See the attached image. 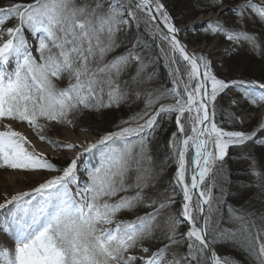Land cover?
<instances>
[{"label":"snow or ice","instance_id":"1","mask_svg":"<svg viewBox=\"0 0 264 264\" xmlns=\"http://www.w3.org/2000/svg\"><path fill=\"white\" fill-rule=\"evenodd\" d=\"M210 6L226 8L219 15L232 13V18L202 21L206 32L223 35L232 53L247 47L264 59V0L234 5L215 0ZM250 25L261 30L249 31ZM133 29H147L167 44L175 104L155 107L169 96L143 91L147 65L137 49L147 45L132 35ZM180 33L162 0H0V169L57 173L28 191L5 195L0 264H242L214 250V244L228 243L253 264H264V212L232 208L241 221L236 229L221 227L215 215L228 195L230 148L249 163L255 177L245 186L264 190V116L251 131L235 112L230 119L241 125L239 130H225L216 121L224 96L229 97L227 107L236 111H244L241 101L264 106V77L218 78L212 61L187 50ZM126 43L132 46L115 54ZM142 95L145 110L93 141L62 143L46 134L55 125L76 127L90 113L103 116L104 110ZM172 113L176 131L157 168L153 141L158 117ZM16 122L26 123L54 147L80 151L58 167L13 127ZM85 156L97 163L82 160ZM168 160L177 166L172 194L155 199L146 189L156 187ZM176 188L182 200L173 213L168 210L177 203ZM132 189L134 195H121ZM141 205L152 211L119 218ZM182 224L187 225L183 231Z\"/></svg>","mask_w":264,"mask_h":264},{"label":"rangeland","instance_id":"2","mask_svg":"<svg viewBox=\"0 0 264 264\" xmlns=\"http://www.w3.org/2000/svg\"><path fill=\"white\" fill-rule=\"evenodd\" d=\"M162 2L166 5L171 15L179 17L180 23H176L173 19V22L176 24V26L181 29V33L178 35V38H180L181 42L189 48L190 52L197 54L202 53L208 59H210L212 61V71L217 75L218 78L246 76L244 75L245 72H247L248 78L260 79L264 77V59H262L259 55L248 51L247 47L238 53H232L230 51L232 47L231 42L227 41L223 35H213L210 32H206L204 30L207 28V23H201L202 21H215L217 19L230 20L232 18V13H228L227 16L219 15V13L226 11V8H219L217 12H210L209 7L203 5L204 3L211 5L212 3H215V0H162ZM236 2H243V0H232L233 5ZM200 12H205V14L196 15V13L199 14ZM197 25L198 27L195 31H188V29H191L193 26ZM159 27L163 28V25L160 24ZM253 27L257 32L261 30L259 25H250L249 31L253 30ZM132 35H139L142 44L147 45V47L137 49V51H139L144 57V63L147 65V67L144 69L143 91H151L153 93L163 91L169 96L167 99L160 100L159 103L155 105V107H159L160 104H175L176 100L170 96V90L177 85L173 83L175 77L173 75L172 66L169 64L168 60L167 44L162 42L158 37L153 38L147 29H143L139 33L133 29ZM209 38L210 40H208ZM131 46L132 45L130 43H126V45L119 48L115 54H119ZM161 48L164 49L163 53L161 52ZM246 57H252L253 60H251L254 61V64L251 63L250 60H247ZM178 64L181 68V72L183 73L185 62L180 60L178 61ZM162 74H165L164 79ZM149 77L151 78L149 79ZM184 79L186 80V77ZM180 87L182 89L183 84H181ZM230 95L237 96L238 93L230 92ZM228 99V96H224L220 105L217 107L216 121L220 127H222L220 123L222 118L230 120L232 123L234 122L236 124V128H238V126L241 127V125L236 120L230 119V113L232 112H235V115L243 120V127L249 131H251L257 125L260 118L264 116V106H261L260 108H254L249 105L247 101H241L244 111L240 112L236 111L234 107H227ZM146 103V98L142 95L140 99H137L134 102L129 101V103L121 105L118 109L113 108L104 110L103 116L90 113L76 127L55 125L53 129L47 131L46 134H48L51 139L58 140L62 143H76L77 141L83 142L84 138L93 141L98 138V135H103L107 131L116 130V125L122 120H126L129 117L140 113L142 110H145ZM223 115L226 117H223ZM175 116L176 113H172L171 115L161 114V117H158L160 127L155 132V140L153 141V155L157 168L159 167L160 159L168 151V149L165 147L168 137L172 132L176 131ZM142 122L143 121H141V123ZM100 126L103 128V130L100 128ZM13 127L17 131H20L24 135L31 138L32 141L37 145L39 144L41 149L46 150V157L58 167L65 166L66 163L80 151L77 149L74 152L70 149L54 147L52 144L46 141H41L26 123L16 122L13 123ZM0 130H3L2 125H0ZM192 155L193 152L190 150L187 158L190 159ZM81 159L90 161L92 164L97 163V159L90 156L81 157ZM166 163V170L163 173L162 179L156 184V187L146 189V192L149 195H152L155 199H162L163 195L172 194L171 180L174 177L177 166L173 160H168ZM261 166L264 167V159L261 160ZM56 174L57 173L49 172L44 169H38L30 172L0 169V184L7 183L8 180L12 178V180H14L12 185L15 192L26 189L30 190L39 183H42L46 178H50L52 175ZM190 174L191 169H189L188 173H186V177ZM134 177L135 172L130 174L128 183H132ZM252 177L255 181V177ZM257 190L258 193L255 194L254 198L261 201L262 203L261 206H258L259 212H264V190L260 188ZM135 191V189H132L127 193H121V195H134ZM175 199L177 203L168 210L173 213H175L180 208V203L182 200V196L179 194V188H176ZM224 203L220 206L219 212L215 214L217 223L225 229H236L241 221L239 219H235L237 213L232 212V208H228V205H225ZM241 210L243 211V209H240V211ZM151 211V208L141 205L138 211L131 213H121L119 218L129 220L135 218L136 216L143 215L145 212ZM186 227V224H182L180 230L183 231ZM155 246L158 245H154L153 250H155ZM213 247L214 250L223 258L240 261L239 258L235 257L231 252V250H233L231 243L214 244Z\"/></svg>","mask_w":264,"mask_h":264},{"label":"trees","instance_id":"3","mask_svg":"<svg viewBox=\"0 0 264 264\" xmlns=\"http://www.w3.org/2000/svg\"><path fill=\"white\" fill-rule=\"evenodd\" d=\"M26 2H30V0H26ZM204 6H208L210 9V12H217L219 8L211 7L210 5L204 3ZM202 8V7H199ZM205 14V12H200L199 14L196 13V15ZM173 19L176 23L179 22V17H175L174 15ZM210 40V38L208 39ZM247 60H250L251 63L254 64V61H252V57H246ZM252 59V60H251ZM256 71V70H255ZM243 77H247V72L244 73ZM163 79L165 78V74H162ZM236 78V77H232ZM223 117H226L223 115ZM221 125L226 130H239L236 128V124L231 122L230 120H226L225 118L221 120ZM100 128L103 130V128L100 126ZM229 156L231 158H226L227 165H226V173L228 175V181L229 183L225 186V191L228 193L226 199H225V205L231 206V208L234 209H243V211L248 210H256L259 213L258 206H261V201L254 198L255 194L258 193V188L255 186L246 187L245 185H248L250 182L254 181V178L249 174V163L241 159L237 152L233 151V149L230 148L229 150ZM217 195L219 193H216ZM242 211V210H241ZM231 252L234 254L235 257H238L239 260L242 262V264H253L252 258L247 256L243 251L239 250L236 246L232 244Z\"/></svg>","mask_w":264,"mask_h":264},{"label":"bare ground","instance_id":"4","mask_svg":"<svg viewBox=\"0 0 264 264\" xmlns=\"http://www.w3.org/2000/svg\"><path fill=\"white\" fill-rule=\"evenodd\" d=\"M27 137H28V136H27ZM28 139H29L30 141H32L31 138L28 137ZM84 140H88V141H90V140L87 139V138H84ZM76 143H81V142H78V141H77ZM32 144L35 146V149H36L37 152H43L45 155H47V151L41 149V147L39 146V144L37 145V144H36L35 142H33V141H32ZM38 146H39V147H38ZM16 179H17V178H16ZM13 181H14V180H12V178H11V179L8 180L7 183L0 184V203L3 202L5 195H9V196H10V195H13V194L16 193V192L14 191V187H13V185H12ZM14 183H15V182H14ZM28 190H29V189L22 190V191H28ZM11 192H13V193H11ZM2 199H3V200H2Z\"/></svg>","mask_w":264,"mask_h":264},{"label":"water","instance_id":"5","mask_svg":"<svg viewBox=\"0 0 264 264\" xmlns=\"http://www.w3.org/2000/svg\"><path fill=\"white\" fill-rule=\"evenodd\" d=\"M179 37V36H178ZM180 39V38H179ZM181 40V39H180ZM187 50H189V48L187 47Z\"/></svg>","mask_w":264,"mask_h":264}]
</instances>
